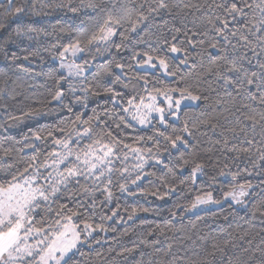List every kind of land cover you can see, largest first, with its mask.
<instances>
[{"label": "snow or ice", "instance_id": "snow-or-ice-1", "mask_svg": "<svg viewBox=\"0 0 264 264\" xmlns=\"http://www.w3.org/2000/svg\"><path fill=\"white\" fill-rule=\"evenodd\" d=\"M145 5L147 11L143 10ZM0 7L10 18L22 23L27 15L25 8L29 4L28 0H23L21 4H16L15 0H7L6 7ZM46 7L53 10L67 8L72 13L91 9L97 14L95 24L92 29L75 35L67 29L60 30L69 37V42L60 44L57 41L45 51L58 49L54 58L59 60V67L65 69L67 75L55 81L54 89L48 91V98L37 101V106L22 105L19 116L12 115L7 104L0 105L7 120L15 123L27 117H48L52 115L53 105L72 113V102L65 103L64 81L67 82V92L75 97L76 104L86 106L89 95H108L114 107L112 110L105 108L104 115L108 116L111 112L118 119H113L114 131L93 109V116L87 119H83L81 113H76L74 119H59L51 125L30 130V134L24 136V148L31 150L32 155L22 161L23 167L17 168L15 164L0 166V173H4L0 177V264H77L73 260L77 253L84 258V264H120L121 258L127 264V258L142 246L152 248L153 252L147 260L141 252V257L135 264H225V257L226 264H264V228L255 234H229V239L222 242L213 240L209 250L208 236L196 234L194 240L183 228L169 226V221V224L163 226L156 225L139 243L133 242L131 247H122L119 251L109 247L106 253L93 248V245L102 244L101 240L94 238L95 234L107 233L109 229L105 222L119 215V205L112 210L111 215L103 212L102 207L113 201L114 188L118 187L120 193L129 196L150 195L164 200L180 192V186L187 181L190 180L195 185L196 180L205 175V164L199 162L194 151L198 143L195 134L201 128H207L221 137L215 141V145L220 146L223 152L236 153V158L247 157L253 169L260 168L264 172V0H199L197 3L182 4L169 3L168 0H151V3L144 0L139 5L140 10L128 7L119 0H88L87 3L80 0L78 4H74L73 0H61L55 4L32 0L31 14L41 15V11L37 9ZM181 7L192 19H181L178 25L173 23L170 32L174 34H171L170 39L165 36L158 41L159 50H136L131 57L133 64L109 62L103 66L99 75L110 78L108 87H102L99 83L93 87L91 83H85L89 60L77 63V57L90 54L95 59L112 47L119 52L128 45L123 42L114 44L113 38L117 34L122 41L131 42L132 35L141 25L147 24L162 11L172 14L174 9ZM164 23L167 25L168 22ZM189 23L192 27H188ZM4 28L5 25L0 24V29ZM121 28L125 31H119ZM40 33L48 35L43 29L31 25L26 31L19 25L16 29L17 36H27L30 40L38 38ZM196 48L201 49L197 53L200 70L197 71V66L193 63V71L188 76L180 75L183 87H150L152 81L146 76L130 77L126 72V68L131 69L136 65L141 68H158L164 75L176 78L179 68H172L171 54H184L181 63L187 64L190 59L189 49ZM213 51L220 54L214 56ZM38 54L32 52L23 59L28 61ZM11 59L15 61L19 57L13 53ZM205 59L208 61L207 66L203 63ZM253 60L255 71L251 70ZM246 64L249 67H245ZM114 69H118L119 74ZM191 78H194L195 83L189 82ZM208 78L214 79L217 84L222 83L224 88L223 96L217 93L214 106L210 103V94L200 90V82ZM125 80V88L130 83L133 88L139 85L144 94L130 97L127 107H122L117 112L115 105L119 103L121 93H117L111 85ZM78 90L83 93L82 96H76ZM211 92H216V89H210ZM245 98L258 103L262 106L261 110L247 111L250 104L241 102ZM185 102H195L196 107L203 105L205 109L211 108L218 114L196 122L194 116L184 111L187 118L183 120V126L177 129L173 121H181V112L189 107ZM23 108L27 111H23ZM121 112L126 115L120 114ZM154 120L156 124H153ZM137 125L150 128L153 135L138 136L132 143H126L128 137L121 138L120 135L122 126L134 128ZM98 128L100 131H97ZM169 128L172 129L171 132L168 131ZM241 138L247 147L238 146ZM29 140L32 142L28 143ZM85 140L89 142L82 143ZM37 141L45 145L51 142V150L43 154V160ZM148 144L151 146H144ZM189 149L193 151L186 158L185 152ZM12 151L11 148L5 149L0 158L10 157ZM19 151L23 152L24 149ZM173 151L179 153L174 163L171 158ZM165 156L168 157V162H165ZM150 165H162L165 174L157 177L155 172L146 170ZM187 167L191 168L189 176L177 184L175 178ZM13 168L16 170L13 171ZM243 175L251 173L247 168L236 172H219L220 177L230 178L232 182L229 190L223 192L224 202L247 206L252 184L250 181L238 182ZM151 177L159 180V186L155 189L142 187L145 181L152 183ZM210 179L212 184L219 182L216 176ZM192 191V188L188 189L189 193ZM98 193L103 196L99 204ZM74 200L75 210L71 206ZM82 201H87L88 206L85 207ZM212 204L220 205L221 200L216 199L211 191H198L187 204H178L176 207L194 212ZM98 209L101 222L95 223ZM89 211L91 215L86 219L82 218ZM149 211L148 208H132L128 217L132 219L140 212ZM251 211L253 216L257 212L264 216V202L254 206ZM170 216L175 217L176 213L171 212ZM224 219L227 220L228 217L225 216ZM192 227L196 228V225L193 224ZM167 232L181 233L182 238L167 243L164 248L156 246L161 243L159 240L147 238L159 234L168 240L170 238L166 235ZM185 242L200 248V253H196L195 258L179 254L185 247ZM85 245L89 249L87 253L82 251ZM228 248L237 249L239 255H228Z\"/></svg>", "mask_w": 264, "mask_h": 264}, {"label": "trees", "instance_id": "trees-1", "mask_svg": "<svg viewBox=\"0 0 264 264\" xmlns=\"http://www.w3.org/2000/svg\"><path fill=\"white\" fill-rule=\"evenodd\" d=\"M39 2V0H37ZM61 0H44V3H60ZM80 0H73L74 4H78ZM88 0H85L87 3ZM120 3H124L126 6L131 8L139 9V5L144 3V0H119ZM151 3V0H148ZM169 3H197L199 0H168ZM16 4L23 3V0H15ZM32 0H28L29 7L25 8L27 15L24 17L23 22L12 19L5 14L4 9L0 7V24H4L5 28L0 29V105L7 104L9 106L8 111L12 115H21V106L24 104L31 105L33 107L37 106L36 102L48 98V91L54 89L55 81L60 79L61 76H66L62 72L61 68L58 67L57 59L54 58L58 49H53L51 51H45L49 48L50 45L56 44L59 41L60 44H66L69 42V37L60 32L61 29H67L73 35L93 28L96 19V12L91 9H82L77 13H72L67 8L60 10H53L52 8H43L38 11H41V15H32L30 5ZM0 5L6 7L7 0L0 1ZM111 5H109L110 7ZM144 11H147V5H145ZM199 15V13H196ZM181 19L190 21L192 19L191 15H186V10L182 7L180 9H174L172 14L167 12H161V14L156 15L153 20H150L147 24L141 25L137 32L132 35L130 41H122V38L117 34L113 40L114 44L124 43L128 47L117 52L115 47H112L110 51L103 52L101 55L92 58L90 54L82 55L81 62L84 59L89 60V67L85 72V77L87 78L85 83H91L93 87L99 83L102 87L110 86V78L102 77L99 75L103 66L109 64V62H120L125 65L133 64L131 59L133 51H150L151 49H160L158 41L165 36L171 38V27L173 23L179 24ZM167 21V25H165ZM151 26H148V25ZM22 27L25 31L28 26L31 25L37 29H43L45 33H48L47 36L44 33H40L38 38L28 39L27 36H17L16 29ZM188 27H192L191 23L188 24ZM119 31H125L124 28L119 29ZM127 34V33H126ZM199 39V37L197 38ZM144 41V42H141ZM166 51V50H165ZM200 48L189 49L188 55L190 57L187 64H182L181 61L184 58V54H171L172 59L170 61L173 69L179 68V74L176 78L170 76L162 75L159 71H147L144 69H138L136 65L131 69L126 68L128 76H146L152 83L150 87H161L167 85L170 87H183L184 85L180 83V75L188 76V74L193 71L192 64H196V70H200V59L197 55L200 52ZM32 52H38L39 54L31 57L30 60L25 61L23 57ZM15 53L19 59L13 61L11 59L12 54ZM214 56L219 55L217 51H213ZM141 59H143L141 57ZM204 65L207 66V59L204 60ZM23 65V67H20ZM249 67V65H245ZM24 69H31V71H25ZM251 70L255 71V60L252 61ZM119 74L118 69H114ZM5 77H7V83H5ZM190 83H195L194 78L189 80ZM124 83H127L125 80L123 83L111 85L114 87L117 93H121L119 97V103L115 105L116 111L119 112L122 107H127V100L135 95H143V90L139 85H136L133 88L130 83L127 88L124 87ZM134 83V82H133ZM63 88L66 92L65 103L72 102L73 112L69 113L66 109L53 105L52 115L48 117H27L22 118L15 123L7 120L4 109L0 108V157H2L5 149L11 148L12 155L10 157L0 158V166L6 167L9 164H15L16 167H23V160H27L31 155V150L24 148V136L30 134L31 131H35L39 127L46 125H51L57 120L62 118H73L76 113H81L83 119H87L89 116H93V109H96V112L101 116L103 120L108 122L109 127H113V119H118L114 113H111L108 116L104 115V109L112 110L114 105L108 95L101 94L100 96L89 95L87 99L86 106L82 104H76L75 97L71 93L67 92V82H62ZM210 89H216V92H211ZM200 90L204 91L205 94H210V103L214 106V101L217 98V93L220 96L224 95V88L222 83L217 84L214 79L208 78L205 81L200 82ZM83 93L79 90L76 92V96H82ZM233 97L235 93L233 92ZM239 99V98H237ZM242 103L250 104V108L247 111H260L262 106L256 102H251L246 98L241 101ZM23 111H27L26 108H23ZM186 111L189 115L196 118V122H199L200 119H206L214 117L218 114L217 111H213L211 108L205 109L203 105L189 106L186 107L181 112V121L175 122V127L179 129L183 126V120L187 117L184 116L183 112ZM205 113V115H201ZM126 115L124 113H120ZM156 121H153V124H156ZM97 131H100L98 128ZM169 132L172 131L171 128L168 129ZM206 133V135H205ZM121 138L128 137L125 140L126 143H132L133 139L138 136H151L153 135L150 128H141L135 126L134 128H126L122 126ZM196 144L195 152L198 155L199 162L205 164V175L200 176L195 185H192L191 181H187L185 185L180 186L181 191L174 193L171 196L166 197L164 200H160L152 196H129L127 194H122L118 191V187L114 188V198L110 204L104 205L103 212L111 215L112 210L117 209L119 205V215L114 217L111 221H106L105 224L108 227L109 231L107 233H97L95 234V239L102 241L101 245H93V248L97 251L107 252L109 247L119 251L122 247H131L133 242L139 243L140 239L147 236V233L155 228L156 225H165L171 224L169 226H174L177 229L183 228L185 233L192 235L193 239H196V234L206 235L209 237L207 242V247L211 248V243L213 240L216 242H222L225 239H229V234L236 236L241 232H249L255 234L259 232L261 228H264V216H261L260 212H257L255 216L252 214V209L254 206L260 205L264 202V172H261L260 168L253 169L250 160L247 157L240 156L236 158V153H225L221 150L220 146L215 145L217 139H221L218 135H214L209 129L201 128L196 132ZM259 139V136H257ZM31 143L32 141H27ZM89 141L85 140L82 143H88ZM235 142V141H234ZM41 148V160L44 158V153L50 151V141L47 145L42 144L41 142H36ZM161 140V144H163ZM150 147L151 144L144 145ZM238 146L247 147L243 143V138L238 142ZM20 149H24L23 152H20ZM211 149V150H209ZM193 151L189 149L185 152V157L187 158L189 152ZM179 156V153L173 151L171 158L173 163L176 158ZM165 162H168V157H164ZM19 162V163H17ZM227 165V167H225ZM119 167V165H117ZM247 168L248 172L251 175H243L240 179V183L250 181L252 184L251 195L248 197V204L243 208L238 209L232 203H226L217 208L207 209L205 211L197 212L192 215L186 214L184 208L176 207L179 205L187 204L193 197L197 194L198 191H211L213 196L221 200L223 198V192L229 190V186L232 183L230 178L225 179L219 176V172L223 170L224 172H236L237 170H243ZM13 171L16 168L12 169ZM147 171H152L156 173V176H161L165 174V169L162 165H150ZM191 168L187 167L183 172L178 173L175 178V182L178 184L180 180L185 179L189 176ZM4 173H0L2 177ZM218 177V183L212 184L211 177ZM152 183L145 181L142 187L152 188L159 186V180L156 177L150 178ZM211 185V186H210ZM192 188L191 193L188 192V189ZM135 191V189H132ZM163 190V189H161ZM103 199V196L99 193L97 194V203L99 204L100 200ZM63 202V201H61ZM85 207L88 206L87 201H82ZM74 210L76 207L75 200L72 205ZM132 208H148L149 212L143 213L140 212L137 215L133 216L132 219H129L128 212ZM127 210V211H125ZM175 212L176 216L171 217L170 213ZM88 215H91L89 211L82 218H87ZM100 210H97V215L94 218L95 223H100ZM227 216L228 219L225 220L224 217ZM199 217V219H197ZM195 224L196 228H193L192 225ZM115 229V231H113ZM225 230V231H222ZM166 235L170 238L165 240L164 235H153L148 236L149 240H159L161 243L156 246L159 248H164L167 243L176 241L182 238L181 233L167 232ZM257 243L259 238H257ZM242 243V242H238ZM199 244V241H197ZM246 246V245H245ZM85 253L89 251L87 245L82 249ZM141 252L145 254L144 258L147 260L153 249L150 247H141V249L127 258V264H135V261L140 259ZM200 253V248L192 245L190 242H185V247L180 251V255H188L195 258V254ZM236 253L239 255L237 249L228 248L227 254L232 255ZM114 254V253H113ZM202 255V253H201ZM225 259V264L227 262V257ZM73 260L77 261V264H84V258L80 257L79 253L73 256ZM120 264H124V259H120Z\"/></svg>", "mask_w": 264, "mask_h": 264}, {"label": "rangeland", "instance_id": "rangeland-1", "mask_svg": "<svg viewBox=\"0 0 264 264\" xmlns=\"http://www.w3.org/2000/svg\"><path fill=\"white\" fill-rule=\"evenodd\" d=\"M0 1H3V0H0ZM81 58H82V56H80V57H77V59H76V62L77 63H82L80 60H81ZM57 61V63H58V67H59V60L57 59L56 60ZM137 68L138 69H144V70H147V71H153V70H157V71H159L162 75H164L162 72H161V70L160 69H152V68H147V67H145V68H141V67H139V66H137ZM62 70V72H64L66 75H67V71L65 70V69H61ZM87 70V69H86ZM86 72V71H85ZM162 99V98H161ZM186 103V105H189V106H195V102H185ZM155 121V120H154ZM138 127H140L139 125H137ZM229 203H232L231 201H228ZM228 202H224L223 201V198L221 199V204L220 205H223V204H226V203H228ZM235 207H237L238 209H240V208H243L244 206L243 205H236V204H234V203H232ZM220 205H215V204H212V205H207L204 209H197V210H195L194 212H189V211H186L185 210V213L186 214H190V215H192V214H194V213H197V212H201V211H205V210H207V209H213V208H217V206H220Z\"/></svg>", "mask_w": 264, "mask_h": 264}]
</instances>
